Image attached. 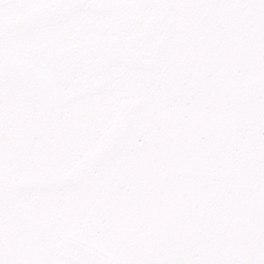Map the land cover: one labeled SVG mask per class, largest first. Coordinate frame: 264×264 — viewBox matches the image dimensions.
Returning <instances> with one entry per match:
<instances>
[{
	"label": "snow or ice",
	"instance_id": "6c2138e0",
	"mask_svg": "<svg viewBox=\"0 0 264 264\" xmlns=\"http://www.w3.org/2000/svg\"><path fill=\"white\" fill-rule=\"evenodd\" d=\"M0 264H264V0H0Z\"/></svg>",
	"mask_w": 264,
	"mask_h": 264
}]
</instances>
